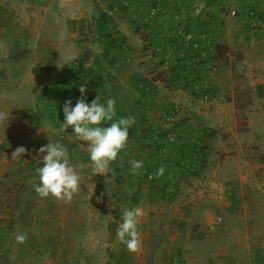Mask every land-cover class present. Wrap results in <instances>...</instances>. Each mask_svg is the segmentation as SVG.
Instances as JSON below:
<instances>
[{"label":"rangeland","instance_id":"rangeland-1","mask_svg":"<svg viewBox=\"0 0 264 264\" xmlns=\"http://www.w3.org/2000/svg\"><path fill=\"white\" fill-rule=\"evenodd\" d=\"M89 1L0 0L1 92H12L22 81L37 84L46 81L45 85L55 86L56 80L66 85L72 84L74 80L81 84L80 86L86 84L87 102H92L99 96V100L106 103L107 99H113L110 92L111 83L118 82L119 78L124 80L129 70H136L139 66L143 69L149 66L148 70L151 68L153 70L150 76L146 77L147 81L144 79L137 83V86L144 88L146 93L152 91L151 83L158 81L164 85L165 89L173 87L181 91L174 93L171 104L174 101L183 104L185 97L189 95L196 97L193 86L195 83L206 80L202 69L210 60L209 56L213 53V49L219 46L218 34L213 33V26L218 23L215 20H220L219 17L213 18L208 24L210 28H205L208 30L206 32L211 30L207 36L213 37L215 44L212 45L211 50L199 56L195 50L183 48L173 34L179 12L174 4L179 1L184 8L183 3L187 0H165V2L162 0L159 3L149 0L150 4L147 6L142 4L133 12L141 13L140 20L131 17L129 8L131 5L128 0H113V5L110 4L109 8H107L108 4L102 6L90 4ZM137 1L139 3L137 6L141 5V2L145 3V0ZM188 1L193 2L192 4L203 2L209 6L210 10L202 11L203 16L210 14L214 17L213 9L224 13V70H226L224 74L230 77L229 90L232 92L228 96L229 99L234 100V108L240 121L239 126L247 130L246 119L252 120L254 137L244 154L262 163L263 167L258 171L256 181L264 190V32H252L244 21L228 16L231 6L233 9L240 6L233 4L234 0L231 4L224 3L226 0ZM241 1H245L242 7L244 9L247 4L250 5L251 0ZM252 1H259L257 7L260 8H258L260 12H263L264 0ZM236 2L240 3V0H235ZM153 6L157 9L151 15L150 9ZM99 11L112 13L109 15L114 22L111 25V33L117 42L119 40L123 42L120 51L118 47L104 51L105 45L98 37L95 22ZM184 11L190 18L188 10L185 8ZM148 21L151 24H148ZM160 30V34L163 31L162 38L157 37L154 40V32ZM137 34L150 35V40L145 41L149 46L147 51L143 49L145 45L134 41ZM182 51L184 56L181 57ZM95 58L99 60V64L96 65V75H92V71L88 70L86 64L91 63ZM173 67H177L182 74V78L175 83L169 82L168 79L170 75L168 71ZM91 79L101 84L107 83L110 90L102 89L98 83H94V86L99 87L96 93L90 85ZM87 83L89 89H87ZM127 88H122L124 94ZM162 96L167 99L165 101L170 102L168 101L171 98L170 95L164 93ZM44 101L49 104L48 100L44 99ZM21 102L25 105L28 101L25 99ZM37 104L40 111L44 110L42 111L44 114L40 113V115L45 117L47 107L43 103L42 94ZM171 109L169 105L166 112L162 114L170 113ZM60 117L64 118L61 114ZM67 133L64 135L67 137L66 145L63 146L67 149L70 165L80 176L79 192L73 196L70 203L57 201L52 197L41 199L33 187L39 182L36 168L30 169L33 174L29 178L30 188L20 190V196L29 205H24L25 201L21 205L14 200L10 213L0 217V264H151L164 252L160 242L163 237L162 231L160 227L157 228L160 222H156L152 215L155 211L168 209L167 204L170 203L173 192H178L176 198L190 200L189 194L196 189L194 182L189 181L193 171L187 169L185 175H181L180 171L176 172L177 177H173L170 183H166L168 180L164 181L162 178L156 179L161 181H156L158 190L167 188L168 191L160 192L158 196H155L156 198L149 193L156 185L152 184L148 177L145 178L136 204L130 206V197L136 187L135 177L131 173L130 154L137 149L132 147L129 151L123 149L117 159L110 163L111 172L94 176L87 143L75 139L73 132ZM170 158L173 160V157ZM180 179L183 181L180 182ZM202 179L206 178H199L201 183L199 189L205 187L202 186L205 184ZM179 182L184 184L180 186ZM16 184L14 183L10 189L17 190ZM29 185L26 184V186ZM256 190L260 191V189ZM199 196L191 199L196 201L197 207L207 203L203 195ZM191 200L187 204L196 206ZM137 207L143 212L149 208L152 211L143 215L137 226L142 240L141 250L130 253L126 245L119 242L116 232L122 222V211L125 208ZM217 217L221 218L218 215L215 218ZM155 223L156 228L153 230L150 227ZM19 233L27 234V240L23 244L15 242L14 237ZM142 256L144 261L138 263ZM255 259L256 264H264V255L256 256Z\"/></svg>","mask_w":264,"mask_h":264},{"label":"crops","instance_id":"crops-1","mask_svg":"<svg viewBox=\"0 0 264 264\" xmlns=\"http://www.w3.org/2000/svg\"><path fill=\"white\" fill-rule=\"evenodd\" d=\"M128 1L131 5L129 7L131 17L140 20L141 13L137 11L134 14L133 12L138 10L142 4H146V6L150 4L149 0H145V3L141 2V5L138 6L137 0ZM89 2L102 6L108 4L107 8H109L113 0H90ZM232 2L233 0H226L224 3L231 4ZM244 2L240 0V3H235L234 0L233 4L240 5L238 8H242ZM257 2L259 5V1ZM192 3L188 0L183 3L184 9L188 10L190 16V30L208 31L205 28H210L208 24L213 18L218 19L219 17L220 20L215 21H218L219 24L222 22L218 28L219 32L218 29L213 32L218 34L219 46L213 49V53L209 56L210 60L202 69L206 83L212 85L209 103H200L197 98L189 95V97H185V100L183 99L185 102H182L180 112L174 115L168 112V115L165 116L162 113L166 112L169 105L172 107L174 93L181 91L173 87L165 89L162 83L154 81L150 85L152 91L142 95L137 89L139 88L137 83L150 76L153 68L148 70L149 66L144 69L139 66L136 70H129L125 81L119 78L118 82L110 84L112 90L105 82L101 84L93 79L89 82L96 93L99 87L94 86V83H98L102 89L109 88L113 99L116 100V115L113 121L103 122L100 126L110 127L112 122L125 118L127 110L132 111L134 118L135 116L140 118L138 138L131 133L132 129L130 128L127 146L124 149L125 151L131 150L130 147L137 149L130 154L131 159L133 160L135 154L140 152L142 161L150 169L158 170L161 166L165 170L169 169L164 165L168 160H165V156L160 158L156 151V148L166 141L164 137L158 136V133H161L158 128L166 129L165 131L177 140V143L165 144L169 149L168 154L178 158V154L180 156L183 152L174 161L176 160L181 167V163L189 160L193 169L196 170L195 174L189 177V181L194 182L196 187L189 194L190 200L203 195L207 201L206 204L197 207L196 201L191 200L196 205L191 206L187 204L189 199L176 198L178 192H173L176 196L171 194L170 203L167 204L168 209L155 211L152 217L157 220L156 222H160V226L157 228L160 227L162 231L163 237L160 242L164 247V252L163 255L157 256L151 264H239L243 262L256 264V256L264 255V190L261 189V184L256 181L258 171L263 167L262 163L257 159H250L244 154L254 137L252 120L246 119L247 130L239 126L240 121L234 108V100L229 99L228 96L232 92L229 90L228 79L230 77L224 74L226 72L224 70V13L213 9L214 17H211L210 14L203 16L202 11L210 10L209 6L203 2ZM173 8L175 9L174 6ZM231 8L233 7L231 6ZM107 14L112 13L107 12ZM154 33V40L157 37L162 38L163 31L162 34H160L161 30ZM208 33H211V30ZM144 34H137L134 41L145 45L143 49L146 50L149 49V46L145 41L150 40V35ZM118 50L121 49L118 48ZM93 60L86 64L88 70H91ZM94 67L96 68V66ZM45 83L46 81L38 84L22 81L19 87L12 92L0 91V112L8 113V119L0 122V211H2L0 217H5L10 213L14 200H17L21 205L24 201V205H29L20 196V190L30 188L29 178L30 175H33L30 169L42 166L39 163L41 159L38 154L39 149L50 142L66 145L67 137L64 135H67V132H73L71 127L66 130L67 132L61 130L64 118L60 117V114L64 117L65 102L69 99L72 100V103L74 102L75 98H72L74 94L70 91L71 84L66 85L59 81H56L55 86L46 84L49 89L45 91L46 97L43 96V103L47 107L45 110L47 113L45 117H42L40 113L44 114L42 112L44 110L40 111L37 100L42 94ZM230 85L232 87L231 82ZM123 87H128V90L125 89L127 91L125 94ZM56 88L57 92H55ZM87 89H89L88 83ZM49 91L56 93V106L51 105L52 108L50 103L46 104L44 101V99L47 100ZM164 93L170 95L171 98L168 99L170 102L165 101L167 99L162 96ZM76 94L77 99L83 98L85 103L87 102L86 92L83 97L80 92ZM25 99L28 102L24 105L21 101ZM99 103L106 105L103 100H99ZM87 104H91V101ZM186 106H190L192 110L189 111ZM186 142L189 145L196 142L202 147L201 158H194L192 152L189 153L187 148H184V151L181 149V145ZM17 147H24L26 152L17 159H11L12 152ZM198 158L200 159L198 160ZM202 177L206 178L202 179L205 183L202 186L205 187L199 189V185H201L199 178ZM24 182L29 186L22 184ZM14 183L19 184H16L17 190L10 189ZM142 183L143 181L140 186ZM256 189H260V191L258 192ZM6 191L8 193H5ZM164 191H167V188H164ZM149 193L156 198L155 196H158L160 192L151 191ZM148 211H152L151 208L143 212L144 216ZM217 215L222 218L221 224L213 222ZM150 228L154 230L156 223ZM143 261L142 256L138 263Z\"/></svg>","mask_w":264,"mask_h":264},{"label":"clouds","instance_id":"clouds-1","mask_svg":"<svg viewBox=\"0 0 264 264\" xmlns=\"http://www.w3.org/2000/svg\"><path fill=\"white\" fill-rule=\"evenodd\" d=\"M85 90L86 84L79 88L81 97ZM99 99L100 97L97 96L91 104H87L83 98H79L75 107H71V100L66 101L63 106L64 121L61 123L62 131L66 132L71 127L75 139L87 143L94 176L111 172L109 165L117 159L120 151L126 148L129 129L135 124V119L129 116L112 122L110 127L100 126L103 122L113 121L116 115V100L109 98L105 105L99 103ZM7 119L8 113L0 112V122ZM25 152L24 147H17L12 152L11 159H17ZM38 154L41 156L39 163L42 166L36 168L39 182L33 185L35 192L41 199L52 197L57 201L70 203L80 190V176L70 165L66 147L60 143L50 142L42 146ZM131 163V173L138 175L143 167V161L133 160ZM164 172L165 168L161 166L155 175H150L148 179H159ZM143 215V210L139 207L125 208L122 211V222L118 226L116 236L120 243L126 245L130 253L141 250L142 240L137 226ZM14 239L17 244H23L27 240V234H16Z\"/></svg>","mask_w":264,"mask_h":264},{"label":"trees","instance_id":"trees-1","mask_svg":"<svg viewBox=\"0 0 264 264\" xmlns=\"http://www.w3.org/2000/svg\"><path fill=\"white\" fill-rule=\"evenodd\" d=\"M264 15V14H263ZM95 22L97 23V29H98V37L101 38L103 40V43L105 45L104 47V51H108L112 48H116L118 47L119 49L122 48V44L123 42L121 40H119L117 42V40L113 37L112 33H111V25L114 23L113 22V19L105 12H102V11H99L96 15V19H95ZM99 64V60L97 58H95L93 60V63L90 68L92 71V75H96V68L94 66L98 65ZM168 73L170 74L168 79H169V82L171 83H175L177 81H179L180 78H182V74L178 71V68L177 67H173L171 68ZM181 74V75H180ZM158 75H162V73H158ZM57 81V80H56ZM147 81V80H145ZM163 81H166V80H163ZM81 84L79 83H76L74 82V80L72 81V84H71V88H70V91L74 94V102L72 103V100H71V107H75V104H76V101H77V91H78V87H81L80 86ZM259 88V86H258ZM49 88H47V85L43 86L42 88V95L45 96V91L48 90ZM140 92L142 93H146L144 88H138ZM57 92L58 89L56 88L55 89ZM147 91H149V88H147ZM56 93H53V92H48V95H47V100L48 102L50 103V105H55L56 106ZM46 97V96H45ZM66 100V99H65ZM70 100V99H69ZM68 101V100H67ZM54 106V107H55ZM171 112V111H170ZM170 114V113H169ZM133 117L134 118V114L132 113V111L130 110H127L126 112V117ZM135 124L132 125L131 129H132V134L135 135V137L138 138V124L140 122V118L135 116ZM158 130L161 132V133H158V136H162L165 138L166 141H164V143L160 146H158L156 148V151H157V154L159 155V157L161 158V156H165V160H168L166 163H164L165 166L169 167V169L165 170L163 176H161L160 178L164 179L165 180H168L166 183H170V181L173 179V177H177V174L176 172H181V175H185L187 173V169H190L191 171H193V174H195L196 170H192L193 169V166H192V163L191 161L189 162L186 161L185 163H181V167H179V163L176 162V160L174 161V159H178L182 154L179 156L178 154V158L175 157V155L173 156V160L170 158L172 157L171 155H169V149H167V145L165 144H169V143H173V142H169L168 141V137L170 136L168 134V132H166L165 130L166 129H163V128H158ZM169 135V136H168ZM174 143H177V140L174 139ZM191 146V147H190ZM198 149L199 151L201 152L202 151V147L200 145H198ZM184 148H187L188 152L191 153L192 152V155L195 156L196 154V149H197V146H196V142H193L192 145H189L188 142H186L185 144H182L181 145V149L184 151ZM190 150V151H189ZM133 160H136V161H142V158H141V154L140 152L136 153ZM132 160V161H133ZM199 160V159H198ZM178 169V170H177ZM157 172L156 169L152 168L150 169L144 162H143V167L139 170V174L138 175H134L135 177V189L132 193V196L130 197V206H134L137 202V197L139 196L140 194V190H141V182L145 180V178L149 177L150 175L154 176L155 173ZM184 172V173H183ZM149 174V175H148ZM152 184H156V181L158 182H161L160 180H155L152 179ZM150 181V182H151ZM172 182V181H171ZM167 186H169L170 184H166ZM159 186L158 184L155 186V188H153L152 191H156L158 192ZM155 189V190H154ZM164 190L161 189L159 192H163ZM168 192V191H167ZM166 195H164L165 197ZM263 202H264V195H263Z\"/></svg>","mask_w":264,"mask_h":264},{"label":"built area","instance_id":"built-area-1","mask_svg":"<svg viewBox=\"0 0 264 264\" xmlns=\"http://www.w3.org/2000/svg\"><path fill=\"white\" fill-rule=\"evenodd\" d=\"M157 3L161 2L162 0H153ZM165 1V0H163ZM170 1V0H167ZM258 2H251L250 5L246 6V8H237V9H231L228 16L229 17H235L239 18L242 21L246 23V25L249 27V29L252 32H257V33H263L264 32V16L263 12L258 9L257 7ZM156 5V4H155ZM176 8H178L179 12L177 15V22L175 24L176 28L173 32L175 35L179 44L183 48H191L197 52L199 56L204 55L205 51L211 50L212 45L215 44L214 38L211 36H207L208 32H196L192 31L189 29V21L190 18L186 15L184 8L182 7V4L177 1L176 4H174ZM156 7H151L150 9V14L152 15L154 11L156 10ZM148 24H151V22L148 21ZM214 30L219 28V24L216 23L214 24ZM209 34V33H208ZM180 56H184V52L180 54ZM212 85H208L206 81L202 83H195L193 86V93L196 94L197 101L203 104L209 103L211 100V88ZM189 111L192 110L191 107L187 108ZM181 110V104L179 101H174L172 103V109L170 114L174 115ZM166 114L165 116H167ZM169 142H174V136L170 135L168 137ZM197 149H196V154L194 158L200 157L201 158V152L198 149V144L196 143ZM198 158V159H200ZM221 218L217 217L214 220V224H221ZM177 262V260H176ZM239 264H244V263H239ZM261 264V263H258Z\"/></svg>","mask_w":264,"mask_h":264},{"label":"bare ground","instance_id":"bare-ground-1","mask_svg":"<svg viewBox=\"0 0 264 264\" xmlns=\"http://www.w3.org/2000/svg\"><path fill=\"white\" fill-rule=\"evenodd\" d=\"M149 175V174H148Z\"/></svg>","mask_w":264,"mask_h":264}]
</instances>
